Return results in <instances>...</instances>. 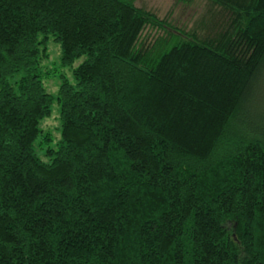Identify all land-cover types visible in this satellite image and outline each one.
Wrapping results in <instances>:
<instances>
[{
  "label": "trees",
  "instance_id": "1",
  "mask_svg": "<svg viewBox=\"0 0 264 264\" xmlns=\"http://www.w3.org/2000/svg\"><path fill=\"white\" fill-rule=\"evenodd\" d=\"M206 1L0 0V264H264V0Z\"/></svg>",
  "mask_w": 264,
  "mask_h": 264
},
{
  "label": "rangeland",
  "instance_id": "2",
  "mask_svg": "<svg viewBox=\"0 0 264 264\" xmlns=\"http://www.w3.org/2000/svg\"><path fill=\"white\" fill-rule=\"evenodd\" d=\"M133 4L142 9L148 10L159 18L163 19L170 26L181 27L184 30H189L192 28L193 24L197 21H206L212 17V12L217 10L215 6L210 8V10L206 11L208 4L206 0H192L191 2H183L182 0H133ZM220 19V15H215ZM198 19V20H197ZM215 19V17H214ZM196 22V23H197ZM208 24L205 26V30ZM204 30V31H205ZM157 32L154 31L153 28L146 27L143 30L144 35H155ZM47 51H48V61L44 62L47 68H50L52 71L51 74L46 75V77L42 78L45 90L49 92L51 95L55 96L56 89L58 86V78L57 74L59 72H64L65 75L71 80L70 68L65 67L60 70L57 67V61L59 56V47L58 44L51 41L50 39L46 43ZM81 58L76 60L73 64L76 65ZM55 68V69H52ZM58 110L56 104H52L50 115L43 119L41 122V127L43 129H50L53 133V136L57 137L58 132Z\"/></svg>",
  "mask_w": 264,
  "mask_h": 264
}]
</instances>
